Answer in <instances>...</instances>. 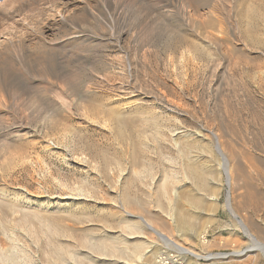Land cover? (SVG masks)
Returning a JSON list of instances; mask_svg holds the SVG:
<instances>
[{"label": "rangeland", "instance_id": "obj_1", "mask_svg": "<svg viewBox=\"0 0 264 264\" xmlns=\"http://www.w3.org/2000/svg\"><path fill=\"white\" fill-rule=\"evenodd\" d=\"M138 1L146 3L144 7L150 11L143 17L126 13L125 22L131 33L117 44V34L107 30L90 62L81 63L78 69L69 68L78 73L76 86L93 87L94 95L89 101L99 103L100 110L92 109L90 113L89 106L84 104L81 108L75 104L79 106H75L77 113L74 109L77 116H68L61 130L50 124L40 126V121L36 123L41 112L35 105L30 107V103L18 101L15 111H10L9 117L20 114L31 118L29 124L25 123L37 130L38 137L24 138L14 143L13 151L9 150L13 154L0 155V256L5 264H51L46 252L49 244L57 241L68 244L82 238L114 239L111 242L122 245L125 241L122 231L126 233L122 224L126 217L122 186L127 177L134 180L132 192L143 205L141 210L131 209L132 212L154 220L157 228L171 232L183 246L203 255L229 254L251 247L247 235L237 228L225 207L229 191L225 176L214 166L219 158L214 153L217 150L212 133L218 135L231 162L241 170L234 173L236 184L231 189L234 208L250 226L255 239L264 243V0ZM98 2L0 0V61L5 59L0 64L1 72H6L7 51L12 49L10 57L21 54L19 43L37 51L43 36L51 44L56 36L72 31L88 34L89 30L79 29L76 24L87 5ZM155 2L158 8L152 11ZM10 12L13 18L8 17ZM59 46L51 45L50 49L60 50ZM19 82L23 88L36 86L22 78ZM120 92L127 94L126 100H117ZM94 110L105 111L106 116L97 113L101 118L105 116V120L113 121L115 114L125 117L129 123L126 138L115 129L89 123L86 113L96 119ZM156 133L160 134L157 142ZM47 134L53 150L36 144ZM57 136H61L60 140ZM175 143L179 149H174ZM189 145L199 148L197 151L192 146L198 156L195 158L198 168L215 167L207 175L205 189L199 188L198 180L187 172ZM134 146L139 156L137 170L151 162L154 182L147 177L132 176ZM178 150L183 151L185 165L180 167L183 181L174 183L175 191L169 192L174 201L171 217L177 222L173 224L160 212L158 203H154L157 202L152 195L154 191L149 187L171 167L160 154L174 157ZM85 157L89 162L87 168L79 164ZM75 193L82 194V200H60ZM44 219L58 225L65 236L61 231L55 237L42 231ZM188 228L191 233L188 231L187 238L182 235ZM129 238L130 244L141 240L157 243L151 252L142 253L140 262L136 258L129 263L155 264L164 248L156 236L145 230L141 236ZM181 258L184 264H264V254L259 250L227 259L199 260L190 255Z\"/></svg>", "mask_w": 264, "mask_h": 264}, {"label": "bare ground", "instance_id": "obj_2", "mask_svg": "<svg viewBox=\"0 0 264 264\" xmlns=\"http://www.w3.org/2000/svg\"><path fill=\"white\" fill-rule=\"evenodd\" d=\"M100 2H101V0H100ZM100 2L96 3L95 5H87L86 8H84L82 10V14H81V18H80L81 21H79L80 23L76 24V26L79 29L89 30L88 34L84 33V32L72 31L70 34H65V35H62L61 37H57L55 35L56 39L53 41L50 40V41H52V42H50L51 44H47L46 39H48V38L46 36H43L41 39L42 41L39 42V48L37 47L38 48L37 51L32 49L31 46L29 48L28 46L26 47L24 43H19L20 45H18V48L20 47L19 48L21 51L20 55L14 54L13 57H10L9 55L12 52V49H10V51H7L8 52L7 54L5 53L6 54L5 55L6 56L5 67L7 66L6 72L3 73L0 70V128H4L6 131L2 132L0 130V155H6V154L11 155L12 152L9 153V150H11L12 148H15L14 143L21 141L24 138L29 140V139H35L38 137L37 130L31 129L27 125V124H29L28 122L30 121L31 118L30 119L27 118L28 116L23 117L24 115L21 116L20 114L19 115H13L14 118L9 117L11 115L10 111H15L13 109H15L20 104V103L17 104L18 101L21 103L24 102V104H25V102L30 103V107L32 105H35V107L34 106L33 107L39 109V111L41 112V116L39 118L37 117L35 122L37 123L40 121L39 125L41 124L40 126H45V127L48 124H50L51 127L53 125V129L55 128L56 130H61L60 128L65 125V123L67 122V118H69L68 116L71 117L73 115H76L78 108L75 107V106H77L75 104H78L80 107L84 106V104H85L84 107L89 106L88 109H91L89 111L90 113H93L92 109L96 110L97 108L100 107L99 103L97 105L96 103L93 102L94 104H96V106H94V107H92L94 105L93 103L90 104L91 101H89L90 100L89 97L93 94V91H92L93 87L88 86V85L84 86V87H83V85H82V87L76 86L75 80L78 78V73L75 70H74V72L69 71V68H73V69L77 68L78 69L81 63H84L86 61L90 62L89 59L92 57L93 52L96 51L95 50V49H97L96 47L102 45V44L99 45V42L102 41L100 38L101 35H105V32L107 30L108 31L111 30L112 32L114 31V33L117 34V38L115 40L117 44H119L128 33H131L129 31L130 29H128L129 27H127V24L125 22V20H126L125 15H127L126 13L132 12V13H134V15L138 14L139 17H143L145 15L148 16L147 11L149 10V8L147 10V8L144 7V5H146V3L140 4V2L138 0H103V2H101L102 3L101 5H100ZM156 7L158 8V5L155 2L151 6L152 11H154ZM189 7H191V5ZM19 9L22 10L21 8H19ZM216 10L218 11V7ZM213 11L215 12V10H213ZM13 13L14 12H12V14ZM5 14L6 13H4V16H5ZM8 17H12L11 12H10V16H8ZM127 22L129 25V21H127ZM132 25L136 26L135 23H133ZM5 31L3 33H5ZM55 31H56V29H55ZM60 31H62V30H60ZM57 34H60V33L58 32ZM23 35H24V33H23ZM8 36H9V34H8ZM142 40H143V37H142ZM109 41L112 42V40H109ZM57 44L61 45V46H59V47H61L60 50H57L56 47H55L56 50L50 49L51 45H57ZM2 48H3V45H2ZM13 51H15V50H13ZM2 53H4V52H2ZM48 57H51V59ZM4 60L5 59H3V62H4ZM3 62L0 61V64ZM24 67H25V70H24ZM21 78L23 80H25L26 82L30 83V81H31V82L35 83V85H36V86L34 85L35 88H23V86L19 82L21 80ZM37 82H40V85H38ZM43 83L46 85H44ZM78 84H81V82H79ZM124 88H126V87H124ZM119 90L120 89H118V91ZM121 93L122 92H120L117 100L118 101L126 100L125 98H127V97H125V96L127 94L126 93L121 94ZM116 104H119V103H116ZM121 104H123V103H121ZM125 104H127V103H125ZM79 106H77V107H79ZM102 106L103 105H101V107ZM105 106H107V105H105ZM20 107H22V105ZM81 108H80V110H81ZM74 109H76L75 114H74ZM18 110H20V109H18ZM95 110H94V113H96ZM99 110H100V108H99ZM110 111H113V110H110ZM89 112L88 113L85 112L87 114L86 119L89 121V123L91 122V123H94V125L95 124L99 125V126L101 125L102 128H104V129L105 128L106 129H111V128L115 129L118 131V133L120 134L121 137H125V134L127 133L126 131L128 130L127 124H129V123H127L128 120L124 119L125 117L122 118L121 115L117 116V114H115L116 117L114 116L115 117L114 120L111 119L113 121H110L107 119L105 120V116H106L105 113L106 112L104 111L105 112L104 113L102 110L101 111L102 113H100L99 111H97V113L99 112V114H102V115L104 114L105 116H102V118H104V120H102L101 115H97V113L95 114V116H97L96 119H93V118H90V116L88 115V114H90ZM111 113L112 112H110V114ZM31 115H33V114H31ZM98 116H100V118H101L99 121H98V119H99ZM127 117H128V115H127ZM101 120H102V122H101ZM25 121L27 124L25 123ZM33 123H34V120H33ZM89 123H87V124H89ZM42 129H43V127H42ZM51 130H52V128H51ZM46 131H47V129H46ZM65 131H67V130H65ZM57 132L58 131H56V133ZM59 134H57V135H59ZM69 135H70V133H69ZM159 135H160L159 133L155 134L154 139L156 140V142L160 137ZM212 135H213V138L215 140V147H216L217 152H214L213 150L212 151L214 153H217V156L219 158L218 162L217 163L215 162L216 165H214V166H217V170L219 171L220 175L225 176L226 186H227L228 191H229L225 207L230 212L231 217H232L233 221L235 222L237 228L240 229L241 231H243L247 235V238L251 242V247L246 248L245 250H237L234 253H229V254L208 253V254L203 255V254H200L198 252H195L191 248L183 246L173 236V234L171 232H164L163 230L157 228L153 222L154 220L145 219L142 216L136 215L135 213L132 212L131 209L136 210V211L141 210L143 208L142 207L143 205H142V203H141L142 201L139 199V197L136 196V194H134L132 192V188H134V186H135L134 180H132L131 178L129 179L127 177L126 180L123 182L124 187L122 186V188L125 189V193H124V195H122L123 200L121 199L122 200V207H123L124 213L126 215V217L124 216L125 218L123 217L122 224L124 225L123 229H125V232L128 234V235L126 233L123 234V231H122V234H121L122 238H125L124 243L122 245H116L113 242H111L112 240L114 241V239H112L111 241H109V240L107 241L105 239L104 240L99 239L97 241H90L89 239H84V238L79 239V240L77 239L76 241L74 240L73 242H69L68 244H63V243L58 242V241L55 243L54 242L50 243V244L48 243L50 245V247L48 248L49 249L47 251L48 253L46 252V256L50 260L51 264H130L129 263L130 261L133 262L137 259H138V262H140L139 259L140 260L143 259L142 253L151 252V250L157 246V243L153 242L152 240L151 241L150 240H147V241L141 240L140 242L130 244L128 242V239H130L129 236H134V235H138V236L140 235L141 236V234H143V232L145 230H147L151 234L155 235L156 238L158 239V242L160 244L162 243V245L164 246L163 250L160 251L161 255L157 256L158 259L156 260L155 264L174 263L175 260L174 261L171 260L170 259L171 257H173V259L175 257L182 259L181 257L185 256V255L193 256L199 260H214V259H227V258H230V256L240 257V256L245 255L247 252L254 251V250H259L264 254V243L255 239L252 229L246 223L245 219L240 214H238L236 212L234 205H233V197L231 194V189H232L233 185L236 184V182H235L236 179H235L234 173L236 171L240 172L241 171L240 167L237 166V164L234 165L231 162L229 156L227 155V153L225 152L224 148L222 147V145L220 143V139H219L218 135L215 133H212ZM126 136H127V134H126ZM47 137H48V134L45 136V138H41V140L38 143L36 141L35 142H36V144L42 145L43 147H45L46 150H53V148L51 146L52 144H50L52 141L50 142L51 139L49 137L48 138ZM60 137L61 136H57L58 140H60ZM137 139H138V136H137ZM132 140H134V139H132ZM62 141H64V140H62ZM35 142H33V143H35ZM18 145H19V143H18ZM27 145H29V143ZM32 146H34V145H32ZM173 146H175L174 149L178 148L177 147L178 144H176V143ZM192 146L188 147V153H187L188 157L186 158L188 160V163H187L188 167L186 166L187 170H188L187 172H189L193 177H195V179L198 180L197 183L199 184V188L205 189V187L207 185V181H208L207 175L209 176V174L211 172H213V168H215V167L213 166V168H212V167H205L204 166L205 168L204 167L202 169L198 168L197 165H195L196 164L195 158L197 155H196L194 148H197V151L199 148L197 147V145H195L196 147L193 146L194 148ZM136 148L137 147H135V146L132 147L131 158L133 161L132 163H134L132 165L133 166L132 167V176L133 177H141V178L147 177L149 179H152V181L154 182L155 181L154 173H153L154 168L151 165V162H150V164L146 163L141 169L137 170L136 164L138 162L137 160H138L139 156H138ZM16 150H19V149H16ZM12 151H13V149H12ZM182 152L180 150H178L177 154L174 157L170 156V155H163L162 153L160 154L161 158H163L164 160H166L167 162H169L171 164V167L168 170H164L162 178L159 179L158 181H156L154 184H152L153 186L149 187L151 190L154 191L152 195L155 196V201H157L154 203H158V207L160 208L159 210H161L160 212L163 215H165L172 223L174 222V219H173V217H171V211H172V208L174 205V201L169 197V194H170L169 192L173 188L174 183H179V182L183 181V179H184V177L181 175L182 170L180 168L182 166V164H184L183 163L184 154H182ZM17 153H19V152H17ZM23 154H25V152ZM27 156H29V155H27ZM160 160H162V159H160ZM187 160H185V161H187ZM29 161L31 162V160H29ZM77 162H79V161H77ZM80 162L81 163H79V164H83L87 168L86 164L89 163L87 161V157H85L83 159L81 158ZM96 166H97V164H96ZM26 168H27V166H26ZM183 169L185 170V168H183ZM200 169H201V171H200ZM90 171H91V169H90ZM184 172H182L183 175L186 173V172L185 173ZM219 173H218V175H219ZM1 175H2V173H1ZM184 176L187 179L186 175H184ZM81 191H83V190H81ZM172 191H175V190L172 189ZM77 194L75 193V195H73V196H70V195H72V194H70L67 197H61L60 200L61 199H65V200L69 199V200H72L73 202L82 200L81 197H83V195L80 193L78 195ZM88 199H90V198H88ZM7 204H9V203H7ZM9 205H11V203ZM154 205H157V204H154ZM17 212H18V210H17ZM45 219H47V218H45ZM38 223H39V221H38ZM174 223H177V222H174ZM57 226L54 223L52 224L51 222L45 220V223L43 222V224H41L40 227H42V229H41L42 231L44 230V232L46 231L48 233H51L53 235H50V236L55 237V235H57V234L59 235V233H61L63 231V230L61 231L60 229H58L59 227L57 228ZM170 227H172V226H170ZM188 229H187V232L186 233L184 232L182 236L187 237L188 231H189V233H191L190 228H188ZM64 231H66V230L64 229ZM62 233L64 235L65 232H62ZM180 237H181V235H180ZM203 238L205 239V237H203ZM173 253H176V254H173ZM8 257H9V255H8ZM2 260H3L2 256H0V264H5Z\"/></svg>", "mask_w": 264, "mask_h": 264}, {"label": "built area", "instance_id": "obj_3", "mask_svg": "<svg viewBox=\"0 0 264 264\" xmlns=\"http://www.w3.org/2000/svg\"><path fill=\"white\" fill-rule=\"evenodd\" d=\"M170 259L173 260V261L175 260L174 261L175 264H184V261L182 259L177 258V257H175L174 259H173V257H171ZM174 263H170V264H174Z\"/></svg>", "mask_w": 264, "mask_h": 264}]
</instances>
